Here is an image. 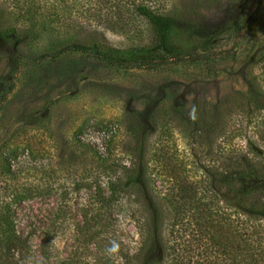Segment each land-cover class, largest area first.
I'll use <instances>...</instances> for the list:
<instances>
[{"label":"rangeland","instance_id":"obj_1","mask_svg":"<svg viewBox=\"0 0 264 264\" xmlns=\"http://www.w3.org/2000/svg\"><path fill=\"white\" fill-rule=\"evenodd\" d=\"M131 2L0 0L1 23L24 30L17 48L0 45V206L26 242L14 257L141 264L159 236L162 251L149 264H240L246 242L264 264V233L241 232V201L228 187L244 165L263 169L256 161L264 151L252 144L264 147V0H144L203 30H224L203 60L126 69L62 51L151 43L152 27ZM201 158L218 169L206 182ZM138 168L141 181L128 183ZM184 180L187 199L176 195ZM193 186L219 245L193 218ZM180 201L188 206L176 212ZM152 219L155 228L140 232Z\"/></svg>","mask_w":264,"mask_h":264},{"label":"trees","instance_id":"obj_2","mask_svg":"<svg viewBox=\"0 0 264 264\" xmlns=\"http://www.w3.org/2000/svg\"><path fill=\"white\" fill-rule=\"evenodd\" d=\"M133 9L137 10L140 15L145 17L150 23L154 39L149 44L134 45L129 47H115L107 44H80L72 43L70 45H64L63 50L75 49L84 53L93 55L94 57L102 60L108 66L120 67V68H158L171 63H181L183 61H199L206 58H210L215 53L214 49L219 44L223 37L224 30H217L215 28L203 30L199 25L193 23V21H187L178 17L164 15L154 11V9L146 4L144 0H131ZM25 4L21 10H31L29 4L22 1ZM101 6L104 3L123 6L124 0H99ZM103 3V4H102ZM99 4V3H98ZM24 17H28L26 14ZM0 16V45H5L10 48H17L24 41L23 32L17 26H4L1 23ZM238 31V27L236 28ZM61 53V49L59 50ZM230 141V140H229ZM226 145V143L224 142ZM225 145L221 148L219 155L227 157L228 149ZM255 153H262L264 147H258V145L252 144ZM264 145V144H263ZM260 161H256L262 166V170L259 173H255V170L250 166L246 167L242 164V169L238 170L233 180L229 175V191L231 195L238 196L241 201V210L244 216V226L241 232L245 233V237L261 235L264 233V224L261 220L264 219V156ZM207 160V159H206ZM206 160L201 158L199 165L206 168L204 180L208 181L209 177L216 175L217 168L215 164H208ZM255 162V161H253ZM240 167V164H237ZM232 172V171H230ZM143 172L141 168H138L134 175L130 177L127 182L131 184H137L141 181ZM110 187V186H109ZM190 183L187 180L177 184L176 195L179 194L183 199H187L189 196ZM193 186V218L202 227V231L205 235L211 239V244L216 241V244H221L220 240L223 238L218 237V227L214 226L209 219L206 212L200 209V206L204 203H200L201 196L197 197V191ZM106 201H103L105 203ZM185 201H180V204L173 205V210L178 212L179 209L186 211ZM152 210L156 212V207L152 206ZM188 212V211H187ZM201 221H204L201 223ZM257 223V224H256ZM149 225L151 228H155L156 223L154 219L152 221H143L139 224V229ZM226 225H228L226 223ZM230 225V223H229ZM143 235V234H142ZM87 239V238H86ZM154 243L152 249L148 251L141 264H149L150 260L158 261L157 253L162 250L157 248L159 236L154 237ZM88 243V242H87ZM26 242L23 237L17 231L16 224L10 209L4 205L0 206V264H23L14 257L16 251H24ZM160 247L162 244L160 243ZM245 253L242 257L240 264H262L258 261V258L254 256V252H251V246L248 242L244 244ZM23 248V249H22ZM244 252V250H243ZM26 254V253H25ZM27 255V254H26ZM231 262L235 261L234 252L228 253ZM11 259V260H10Z\"/></svg>","mask_w":264,"mask_h":264}]
</instances>
